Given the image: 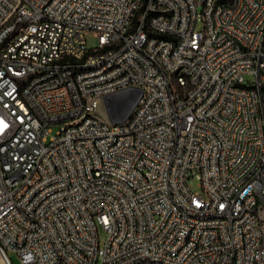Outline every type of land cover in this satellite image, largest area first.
Segmentation results:
<instances>
[{"label": "built area", "instance_id": "2783aa9c", "mask_svg": "<svg viewBox=\"0 0 264 264\" xmlns=\"http://www.w3.org/2000/svg\"><path fill=\"white\" fill-rule=\"evenodd\" d=\"M263 210L264 0H0V264H264Z\"/></svg>", "mask_w": 264, "mask_h": 264}, {"label": "bare ground", "instance_id": "6f19581e", "mask_svg": "<svg viewBox=\"0 0 264 264\" xmlns=\"http://www.w3.org/2000/svg\"><path fill=\"white\" fill-rule=\"evenodd\" d=\"M234 0H217V6H224V4H231ZM158 16L157 8L149 9V17ZM129 19H137V11H129ZM144 27L147 29H154V21L152 19H144ZM1 40H8V32H1ZM98 60H107V53H98ZM175 73H183V66H175ZM41 76V69H33L31 72L25 74V81H33L39 79ZM133 84H126V90L133 89ZM172 88H184V81L180 79L172 80ZM194 88V75H187L185 83V91H192ZM106 97V96H99ZM123 122V121H121ZM25 188V180H18L14 184V191H23Z\"/></svg>", "mask_w": 264, "mask_h": 264}, {"label": "water", "instance_id": "95a60500", "mask_svg": "<svg viewBox=\"0 0 264 264\" xmlns=\"http://www.w3.org/2000/svg\"><path fill=\"white\" fill-rule=\"evenodd\" d=\"M142 90L133 88L120 91L104 98L106 113L110 121L125 120L141 96Z\"/></svg>", "mask_w": 264, "mask_h": 264}, {"label": "rangeland", "instance_id": "374dc122", "mask_svg": "<svg viewBox=\"0 0 264 264\" xmlns=\"http://www.w3.org/2000/svg\"><path fill=\"white\" fill-rule=\"evenodd\" d=\"M229 1V0H227ZM202 10V8H200V11ZM201 26V24H200ZM87 46L89 48H94L97 46V37L95 36V34L93 32H90L87 36ZM253 76L252 75H247V80L251 79ZM99 115L104 117V118H108L107 117V113H106V108L104 105V97H99ZM59 129V126H54L53 127V131L49 134V138L53 135H55L57 133ZM190 188L193 192L195 193H199V194H203V188L201 185V182L199 181L198 178H196L195 176H192L189 178L188 181ZM262 215L264 217V210L262 211ZM100 237H101V241H104L107 237V232L104 230L100 231ZM11 261L13 264H21V260H20V256L18 255L17 252L15 251H9L8 253Z\"/></svg>", "mask_w": 264, "mask_h": 264}, {"label": "trees", "instance_id": "16d2710c", "mask_svg": "<svg viewBox=\"0 0 264 264\" xmlns=\"http://www.w3.org/2000/svg\"><path fill=\"white\" fill-rule=\"evenodd\" d=\"M162 36H163V37H166V35H164V34H163Z\"/></svg>", "mask_w": 264, "mask_h": 264}]
</instances>
